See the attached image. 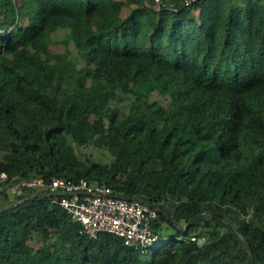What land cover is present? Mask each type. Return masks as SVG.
<instances>
[{
	"label": "trees",
	"instance_id": "1",
	"mask_svg": "<svg viewBox=\"0 0 264 264\" xmlns=\"http://www.w3.org/2000/svg\"><path fill=\"white\" fill-rule=\"evenodd\" d=\"M187 1L0 0V197L86 178L159 208L161 236L91 238L25 188L0 264H264V0Z\"/></svg>",
	"mask_w": 264,
	"mask_h": 264
},
{
	"label": "built area",
	"instance_id": "2",
	"mask_svg": "<svg viewBox=\"0 0 264 264\" xmlns=\"http://www.w3.org/2000/svg\"><path fill=\"white\" fill-rule=\"evenodd\" d=\"M196 0H188L189 6ZM161 4V0H156ZM8 179L0 174V182ZM25 188H46L52 195V202L63 207L81 225V232L91 238L103 233L122 237L125 243L136 248L148 249L158 242L161 236L154 230L153 223L159 217V208L141 199H127L112 187L90 183L86 178L73 180L56 177L50 183L38 177L20 181L11 189L20 195ZM200 244L202 238L191 237Z\"/></svg>",
	"mask_w": 264,
	"mask_h": 264
},
{
	"label": "rangeland",
	"instance_id": "3",
	"mask_svg": "<svg viewBox=\"0 0 264 264\" xmlns=\"http://www.w3.org/2000/svg\"><path fill=\"white\" fill-rule=\"evenodd\" d=\"M69 33V30L68 29H58L56 30L55 32H53V40L55 41H61L63 40L64 38H66L67 34ZM56 48H58L59 50L63 51L65 50V45L63 43H60ZM70 48L71 50L73 51V53L75 54L76 53V48H75V44L74 42H71L70 44ZM158 98L160 100H162V96H158ZM96 160L100 161L101 158L100 156H97L96 157ZM19 195L14 193L13 190L11 188H9L5 195H3L2 197H0V207L6 205V204H9L10 202L14 201ZM169 209L171 210L172 207L169 206ZM202 241L204 240L205 236H206V233H202ZM157 247V245H154L152 247H150V252L153 251V249H155Z\"/></svg>",
	"mask_w": 264,
	"mask_h": 264
}]
</instances>
